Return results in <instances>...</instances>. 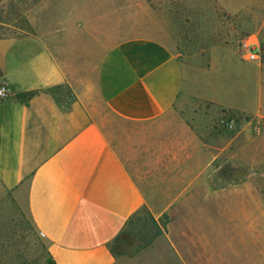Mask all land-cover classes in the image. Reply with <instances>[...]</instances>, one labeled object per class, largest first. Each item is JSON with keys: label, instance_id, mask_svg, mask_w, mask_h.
Returning a JSON list of instances; mask_svg holds the SVG:
<instances>
[{"label": "rangeland", "instance_id": "1", "mask_svg": "<svg viewBox=\"0 0 264 264\" xmlns=\"http://www.w3.org/2000/svg\"><path fill=\"white\" fill-rule=\"evenodd\" d=\"M42 12L89 24L98 43L157 36L181 61L179 97L156 119H125L83 90L147 193L190 190L179 197L182 251L169 250L165 217L145 205L112 244L117 264H264V0H0V37L32 31ZM244 39L257 41L258 60ZM49 247L0 180V264H56Z\"/></svg>", "mask_w": 264, "mask_h": 264}, {"label": "crops", "instance_id": "2", "mask_svg": "<svg viewBox=\"0 0 264 264\" xmlns=\"http://www.w3.org/2000/svg\"><path fill=\"white\" fill-rule=\"evenodd\" d=\"M44 16H31L32 31L0 37V82L11 90L0 97L1 182L25 204L56 264H117L112 244L145 205L165 217L169 250L182 251L179 197L190 190L166 201L147 193L83 94L93 90L125 119H156L181 92L179 57L151 34L98 43L89 24Z\"/></svg>", "mask_w": 264, "mask_h": 264}, {"label": "built area", "instance_id": "3", "mask_svg": "<svg viewBox=\"0 0 264 264\" xmlns=\"http://www.w3.org/2000/svg\"><path fill=\"white\" fill-rule=\"evenodd\" d=\"M241 49L249 60H258L260 58L259 45L257 41L244 39L241 43ZM11 94V90L6 83H0V97H7Z\"/></svg>", "mask_w": 264, "mask_h": 264}, {"label": "trees", "instance_id": "4", "mask_svg": "<svg viewBox=\"0 0 264 264\" xmlns=\"http://www.w3.org/2000/svg\"><path fill=\"white\" fill-rule=\"evenodd\" d=\"M153 218H154V220H156L154 216H153Z\"/></svg>", "mask_w": 264, "mask_h": 264}]
</instances>
